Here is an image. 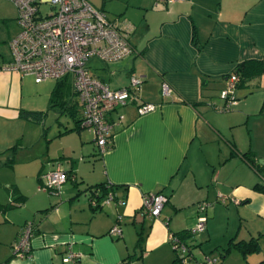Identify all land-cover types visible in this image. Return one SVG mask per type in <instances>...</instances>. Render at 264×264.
Listing matches in <instances>:
<instances>
[{"label":"crops","instance_id":"crops-1","mask_svg":"<svg viewBox=\"0 0 264 264\" xmlns=\"http://www.w3.org/2000/svg\"><path fill=\"white\" fill-rule=\"evenodd\" d=\"M96 7L124 26L133 25L129 42L135 50L118 62L93 58L91 72L112 89L128 86L132 74L141 76L139 101L157 107L140 114L131 102L114 111L110 116L117 124L103 153L94 132L79 123L57 129L46 157L25 159L22 182H1L0 264H73L63 261L69 249L80 254L77 264H122L131 254L137 258L129 264H177L170 235L196 224L200 201L212 203L206 238L217 235L219 221L229 225L240 215V227L232 232L236 239L248 219L241 208L255 205L258 228L239 241L256 239L262 246L264 72L240 81L234 109L217 108L235 67L245 60L264 61V0H103ZM10 60L1 58L0 66ZM49 80L36 83L50 105L56 82ZM164 81L172 86L169 97L162 94ZM34 82L31 75L0 73V156L10 153L3 164L13 170L15 156L40 142L41 129L33 124L46 113L30 95ZM71 98L77 103L74 93ZM15 145L16 151L10 150ZM58 166L70 177L54 194L40 184L42 175ZM101 183L112 185L109 190L123 202L94 208L89 188ZM158 192L168 202L159 217L148 218L143 195ZM118 214L123 215V240L109 233ZM27 221L34 224L31 251L16 256L14 241ZM141 228L145 238L139 248Z\"/></svg>","mask_w":264,"mask_h":264},{"label":"built area","instance_id":"built-area-1","mask_svg":"<svg viewBox=\"0 0 264 264\" xmlns=\"http://www.w3.org/2000/svg\"><path fill=\"white\" fill-rule=\"evenodd\" d=\"M18 9L17 22L19 31L9 41L12 57L0 66L3 71H14L21 75H31L35 82L41 83L48 79L60 80L70 77L73 93L81 107L79 127L94 132L100 153L109 149L112 143V131L117 121L111 114L118 108L131 102L138 104V113L153 111L157 104L139 101L136 91L143 83V78L136 74L130 76L128 86L112 89L95 76L89 61L99 58L105 62H118L134 52L129 42L133 25H126L119 20L108 18L107 13L94 6L89 0H12ZM171 0H156L167 3ZM46 7L47 10H44ZM240 76L234 70L228 75L226 86L221 91L223 104L220 111H230L239 102L237 95ZM172 86L164 81L162 94L171 95ZM69 172L58 166L42 175L43 186L49 192L59 194L62 186L69 178ZM224 201V198H221ZM143 213L148 218H157L168 202L164 193H146L143 195ZM121 203L117 193L109 190L102 198L92 192L91 205L102 208L106 204ZM210 203H197V211H207ZM123 215L118 214L117 221L109 233L116 237L123 234L121 221ZM208 216L201 214L197 225L191 229L193 235L205 231ZM34 224L27 221L19 238L14 241V255L24 257L31 251V237ZM173 249L183 264L190 263L191 249L179 236L170 235ZM80 254L69 249L63 258L65 263L77 264ZM218 257L205 255L202 264H219Z\"/></svg>","mask_w":264,"mask_h":264},{"label":"rangeland","instance_id":"rangeland-1","mask_svg":"<svg viewBox=\"0 0 264 264\" xmlns=\"http://www.w3.org/2000/svg\"><path fill=\"white\" fill-rule=\"evenodd\" d=\"M91 1L94 4H96V6L103 5V0L101 2H99L98 0H91ZM43 8L44 10H47L46 7H43ZM106 13L108 15V18H110L111 17L110 14H108V12ZM17 17H18V9L15 3L12 0H0V59L3 57L6 59L12 57L11 48L9 47V41L19 31V24L17 22ZM110 19H113V18H110ZM55 82H56V79L49 80L50 84L52 83L54 85ZM219 94L221 95V92ZM219 94H218V97H219ZM30 95H33L36 97L35 99L38 103L37 107L40 109H43V112H46V116H42L41 119L39 118L40 120L35 121L36 124H33L37 128L41 129L40 142H37L36 145H34L35 147L32 146L34 148L30 149V151L28 152L24 151L23 153H18V155L15 156L16 157L15 161L17 162V168H15V170H13L11 166L8 167V166H4L3 164V162L6 163L11 157L9 152L0 156V183L4 182L6 186H7L6 181L12 182L14 178L18 179L17 181L22 182V180L25 179V169H24L25 159L28 158V160L29 159L33 160L36 156V158H39L40 160L43 157H46V155L48 154V144L50 142L49 138H51L54 135L55 130L63 129L65 128V126L73 127L75 124V120L79 118L78 116H81L82 109L80 105H78V103L76 105H77V108H79V111H77L78 113L76 112V116H75L77 117L76 119L73 118L72 115L70 116L68 112L62 113L60 110V106H55L54 108H51L50 106H48L49 96H47V94L45 95V93L42 92V90L39 87V84H37L36 82H34L31 88ZM30 123L31 124L34 123L33 120L30 121ZM59 123H61L62 125ZM83 129L87 130L86 128H83ZM22 143L23 144L25 143V139L23 140V142L21 141L20 143H17V144H22ZM32 171L33 170H30V172ZM40 185H43V184L41 183ZM45 190L49 191L47 189ZM208 209L207 211L202 212V213L198 211V215L196 216V222H198V217L201 214H204L209 217ZM241 209H242V213L247 215L248 222L246 221L242 223L243 227H241L239 236L237 235L236 239L232 238L235 235V234L233 235V233H235V231L237 230V227H240V221H241L240 215H238L236 220L232 218V221H230V219L228 218L230 221L229 225L228 223H226L225 225L224 222L226 221V219L223 220V222L219 221L220 223L217 221L218 230L216 231L217 235L214 238L204 237L203 235L205 233L204 231H203L204 233L200 232L197 235H195L194 243H196V245L192 247V256L189 259L190 260L189 264H202L203 258L205 255H211L213 258L218 257V259H220L219 261L220 264H264V237L261 240L262 246H258L259 249L252 251L248 253L247 255H244L240 250H238L235 246V242L231 241V240H236L237 242V240L239 241V239L241 238L248 239L251 236L248 233L249 229L252 228L256 230L258 228L256 226L257 223L255 224V222L258 221V217H259L257 207L255 205H250V206H246ZM233 211L234 209H232V212ZM228 214L229 212L225 213V215H228ZM233 214L236 215L235 213ZM234 221L236 225L233 230ZM196 225L197 223L194 226H192L190 229L194 228ZM147 230H148V226L146 225L145 233L147 232ZM119 239L123 240V237H119ZM174 253L176 257V252L174 251ZM143 261L144 260H138V262L136 261V264H145V262ZM177 264H183V263L182 261L179 260Z\"/></svg>","mask_w":264,"mask_h":264},{"label":"trees","instance_id":"trees-1","mask_svg":"<svg viewBox=\"0 0 264 264\" xmlns=\"http://www.w3.org/2000/svg\"><path fill=\"white\" fill-rule=\"evenodd\" d=\"M237 74H239L240 76V81H242V79L246 76H252L255 74H260L261 72H264V61L260 60H256V59H250V60H245V61H241L234 69ZM71 90H73V85H72V81H70V77L66 76L60 80L56 81V84L52 90L51 97H50V107L54 108L55 106H60V110L62 113H66L68 112L70 114V116L72 115L73 118H77L76 116V112L79 111V108H77V103L75 104H71ZM77 99V98H76ZM38 113H43V112H38ZM46 113V112H45ZM78 113V112H77ZM79 118L75 120L76 123H79V120L81 118V116H78ZM74 129V128H71ZM68 129L65 132L71 130ZM76 129V128H75ZM17 146H13L10 150L12 151H16ZM112 187V188H111ZM110 189H113V186L110 185L109 187L106 186L105 184L101 183L98 185H95L94 187H90L89 189L92 192L97 193L99 190V196H101V198L103 196H105L108 191ZM101 190V191H100ZM101 192V195H100ZM143 228H141V230L138 233V240H137V246L139 248L142 247L143 241H144V232L142 230ZM173 234V233H172ZM179 236L183 241H185V243L189 244V248L191 249L190 253H188V256H192V247H194L196 245V243H194L195 240V235H193V233L191 232V229H187V230H183V231H179L173 234V236ZM257 241L256 239H250V240H241L238 242H235V246L238 250H240L244 255H247L248 253L255 251L257 249H259V245H257ZM137 258V255L135 254H131L129 257H127L125 259L124 262H122V264H129L130 261H132L133 259ZM139 258V257H138ZM180 257L179 255L176 253V259L175 261H179ZM220 264V262H219Z\"/></svg>","mask_w":264,"mask_h":264}]
</instances>
